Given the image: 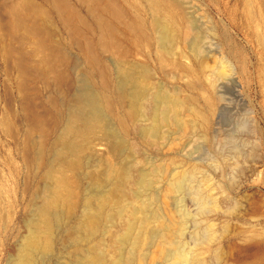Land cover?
<instances>
[{
  "label": "rangeland",
  "instance_id": "obj_1",
  "mask_svg": "<svg viewBox=\"0 0 264 264\" xmlns=\"http://www.w3.org/2000/svg\"><path fill=\"white\" fill-rule=\"evenodd\" d=\"M118 1L131 20L147 29L148 46L136 40L135 46L132 35L120 24H114L127 60L148 69L150 81L145 95L176 93L185 103L181 115L186 127L178 132L177 127L160 126V135L149 137L150 121H134L128 115V102L116 100V59L108 55L105 64L112 86L103 98L110 103L106 121L110 131L121 140L120 153L113 155L104 142L99 143L100 132L92 136V153L84 159L86 167L80 176L68 172L75 188L76 208L73 214L61 207L54 211L53 247L33 251V263L90 264L88 255L92 249L102 251L106 244L115 242L119 246L107 249L104 264H182V252L188 254V264H264V0H175L180 6L173 12L166 11L164 0ZM150 3L159 4L153 13L165 17L179 37L174 62L161 52L165 60L162 63L150 29ZM189 42L199 49L200 56L207 57L204 63L200 64L190 53ZM68 52L78 60V68L72 72L78 77L88 66L79 53L72 49ZM0 76V121L6 118L10 124L13 119L17 131L15 137L6 136L0 125V264H18L43 187V164L49 161L50 154L42 159V166H37L32 136L28 139L32 141L27 140V144L34 142L29 143L32 146L28 144L31 151L23 154L18 132L20 120L11 115L2 95L5 77L1 68ZM74 83L71 94L79 88L76 79ZM91 83L95 90H100L94 79ZM39 92L41 95L32 97L33 103L45 105L41 112H47L45 116L54 127L55 114L64 108L61 100L69 93L65 87L58 91L54 85L41 87ZM50 100L58 102L52 112L47 105ZM191 108H196L199 115ZM12 109L17 111L15 104ZM247 121L252 124L251 129L246 127ZM45 140L47 145L51 144L53 135L48 134ZM103 161L127 164L135 177L127 188L134 201L120 204L125 210H135L133 228L126 237L121 232L116 234V228L109 229L107 216L119 213L118 206L109 205L101 212L96 232L82 239L71 230L81 220L85 199L90 198L94 204L111 188L110 179L100 176L101 184L96 187L87 175L99 169ZM200 183L204 194L217 198L218 208L198 211V199L189 186ZM122 214L125 216V212ZM144 217L148 218L146 223ZM108 229L110 233L106 234ZM109 234H113L114 240L116 236V240L112 241ZM76 242L79 246L74 247Z\"/></svg>",
  "mask_w": 264,
  "mask_h": 264
},
{
  "label": "bare ground",
  "instance_id": "obj_2",
  "mask_svg": "<svg viewBox=\"0 0 264 264\" xmlns=\"http://www.w3.org/2000/svg\"><path fill=\"white\" fill-rule=\"evenodd\" d=\"M152 1L159 3L158 0ZM156 4H152V8H150L152 11L150 29L155 39L154 43L159 48L162 63L165 62L162 59V53L173 58L174 62V57L177 56L175 47L180 40L168 20L164 19L165 17H158L157 13H153L157 11L154 8ZM163 5L167 12H173L174 9L179 10L180 6L175 0H164ZM142 7L144 8V6ZM127 14V11L119 5L118 0H0V68L5 77L2 95L10 107L9 110L12 111L11 115L13 117L17 115L16 117L19 118L17 120H20L18 121L20 122L18 132L23 154L28 153L26 151L30 150L29 143L34 142H36L35 159L37 166H42V159L45 160L46 155L50 154L49 161L46 162L45 160L43 164L45 168L41 177L43 187H40L42 190L37 197L39 201L35 203L33 208V217L31 222L29 221V234L25 239L22 252L19 254L18 264H34L31 255L33 251L52 249L54 211L61 207L67 214H73L76 208L75 188L68 178V172L80 176L86 167L84 159H87L92 153L94 142L92 136L96 132H100L99 143L104 142L108 152L113 155L120 153L121 140L113 131H110L106 121V111L109 109L110 103L103 98L106 97L104 94L112 86L109 67L105 64V61L109 60L108 55L114 57L111 59H116L114 70H116L117 76L113 84L116 100L119 103L124 100L128 102V115L134 121H137L138 118L150 121L149 137L159 136L160 126L177 127L178 132L183 131L186 127L181 115L185 103L179 99L176 93L164 92L162 94L157 92V94L145 95V86L149 85L150 81L148 69L127 60V54L125 55L122 50V43L116 38L114 24H120L132 35L134 45L137 44L135 40L141 45H146L145 30L147 29L144 30L141 24L131 20ZM182 15L184 16V13ZM184 22L187 20L184 19ZM188 25L187 27H189ZM185 27L184 29H186ZM187 31L184 30V33ZM188 33L190 32L188 31ZM186 38L184 41L187 40ZM94 39L95 43L93 44ZM187 45L190 53L198 59L199 63L206 61L205 58L207 57L200 56L199 49L192 42ZM71 49L81 55L83 62L85 61L93 72L87 73V67L85 68L86 71L84 70V73L79 74L78 77L73 76L72 72L78 68L79 63L77 59L74 60L70 56L68 50ZM183 57L185 58V56ZM75 79L79 83V88L71 94ZM93 79L98 84L99 91L92 87L91 81ZM36 84L41 85L39 88L54 85L58 91L65 87L69 93L67 98L61 100L64 108L62 112L55 114L54 127L49 124L45 116L47 112H41L45 110V105L33 103L32 97L41 95L39 88L35 87ZM234 92L242 100L239 93ZM143 100L145 101L142 102ZM57 103V100L48 101L49 111H54ZM150 103L155 105L152 106ZM13 104L17 107L16 112L12 109ZM193 108L191 111L196 113V108L195 110ZM196 114L199 115V113ZM5 120L0 121L1 130L6 136L15 137L17 135L15 121L12 122V119L9 124V121ZM245 123L246 127L252 128L250 121ZM50 133L53 135V141L47 145L45 138ZM31 136L35 138V141L29 142L28 145L27 140ZM26 161L28 163L29 160ZM236 162L237 160L235 164ZM87 175L96 187L101 184L100 176L105 177V180L110 179L111 188L94 204L90 198L85 199L81 220L77 226L72 228V234L80 235L82 239L91 237L98 229L103 209L113 205L119 207V213L107 216L109 229L116 228L118 230V232L115 231L116 234L121 232L123 237L128 236L133 228L132 219L135 216V210L131 207L125 210L120 204L122 201H134L127 189L135 182V177L130 172V166L127 164L115 165L103 161L99 169H95ZM142 181L140 179V182ZM191 182L192 180H190ZM189 187L192 188L194 196L198 199L197 206L198 211H201L200 213L209 210V207L218 208L217 198L204 194L201 190V183ZM142 211L147 212L144 208ZM122 212H125V216ZM143 220L146 223L148 218L144 217ZM109 229L106 234L110 233ZM112 235L110 236L112 237ZM111 239L115 241L116 236L115 240L114 237ZM115 245V242L106 244L102 251L92 249L88 255L89 263H106V251L108 248H115ZM77 246H79L78 242L75 243L74 247ZM180 257L182 264H188V254L182 252Z\"/></svg>",
  "mask_w": 264,
  "mask_h": 264
}]
</instances>
